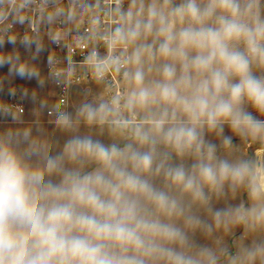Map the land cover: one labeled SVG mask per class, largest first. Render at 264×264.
<instances>
[{
    "label": "clouds",
    "instance_id": "9594fccd",
    "mask_svg": "<svg viewBox=\"0 0 264 264\" xmlns=\"http://www.w3.org/2000/svg\"><path fill=\"white\" fill-rule=\"evenodd\" d=\"M0 264H264V0H0Z\"/></svg>",
    "mask_w": 264,
    "mask_h": 264
},
{
    "label": "rangeland",
    "instance_id": "374dc122",
    "mask_svg": "<svg viewBox=\"0 0 264 264\" xmlns=\"http://www.w3.org/2000/svg\"><path fill=\"white\" fill-rule=\"evenodd\" d=\"M3 71H6V69H4ZM18 84L19 83H23L22 81H20L19 79H17V81H16ZM34 83V82H33Z\"/></svg>",
    "mask_w": 264,
    "mask_h": 264
}]
</instances>
